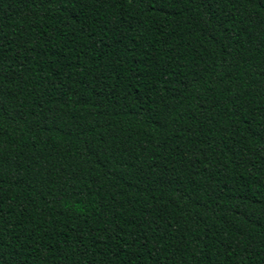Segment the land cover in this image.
<instances>
[{"label":"trees","instance_id":"1","mask_svg":"<svg viewBox=\"0 0 264 264\" xmlns=\"http://www.w3.org/2000/svg\"><path fill=\"white\" fill-rule=\"evenodd\" d=\"M0 264H264V0H0Z\"/></svg>","mask_w":264,"mask_h":264}]
</instances>
